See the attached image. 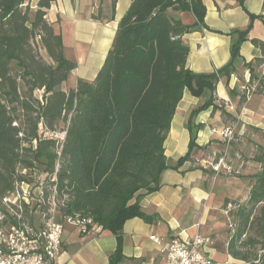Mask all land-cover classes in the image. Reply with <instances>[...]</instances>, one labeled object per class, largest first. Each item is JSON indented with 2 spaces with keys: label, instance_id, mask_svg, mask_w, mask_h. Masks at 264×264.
<instances>
[{
  "label": "trees",
  "instance_id": "1",
  "mask_svg": "<svg viewBox=\"0 0 264 264\" xmlns=\"http://www.w3.org/2000/svg\"><path fill=\"white\" fill-rule=\"evenodd\" d=\"M54 1L38 0L32 11L30 0H0V201L17 183L46 174V185L57 186L59 219L78 213L92 218L118 238L109 264H124L120 232L130 219L151 221L138 199L161 187L169 168L165 142L184 91L214 94L220 79L236 72L252 25L239 34L226 66L196 74L187 67L190 50L183 37L204 24L203 1L130 0L97 78L64 89L76 65L65 58L62 33L47 19ZM112 2L115 10L118 0ZM169 9L190 10L198 22L174 21ZM252 42L264 50V43ZM36 91H43L42 100ZM256 93L264 95L261 85ZM213 101L212 95L201 110ZM60 129L62 142L45 136ZM191 137L178 166L191 159L196 135ZM254 161L261 171L228 245L242 264H264V147H257Z\"/></svg>",
  "mask_w": 264,
  "mask_h": 264
},
{
  "label": "crops",
  "instance_id": "2",
  "mask_svg": "<svg viewBox=\"0 0 264 264\" xmlns=\"http://www.w3.org/2000/svg\"><path fill=\"white\" fill-rule=\"evenodd\" d=\"M202 1L206 7L204 24L183 37L190 50L187 67L192 72L213 74L226 66L239 34L250 25L252 28L241 46L236 72L220 79L214 94L206 90L196 97L184 91L165 142L169 168L161 175V187L138 199L151 221L130 219L120 232L124 264H165L163 244L175 236H192L198 231L211 240L209 255L214 260L226 258L224 264H230L233 258L221 235L224 212L235 203L248 201L254 176L261 171L254 156L258 146L264 147V95L255 91L247 101L245 91L254 83L253 74L264 79V50L252 42L264 43V0ZM130 4V0H118L114 10L112 0L52 3L47 19L62 33L65 58L76 65L64 89L76 87L79 80L92 82L97 78ZM168 15L188 26L198 22L190 10L169 9ZM252 16L257 19L252 21ZM261 86L264 89V84ZM212 95L213 105L201 110ZM226 129L233 130L231 142L221 135ZM192 132L196 147L191 159L178 166L189 151ZM221 159L237 171V176L225 169L214 171ZM152 236L161 245L151 241ZM117 245V236L100 227L82 234L78 228L66 226L58 264H109Z\"/></svg>",
  "mask_w": 264,
  "mask_h": 264
},
{
  "label": "built area",
  "instance_id": "3",
  "mask_svg": "<svg viewBox=\"0 0 264 264\" xmlns=\"http://www.w3.org/2000/svg\"><path fill=\"white\" fill-rule=\"evenodd\" d=\"M264 67V62H263ZM247 90L251 99L255 88ZM252 92V93H251ZM221 135L231 142L232 129ZM224 160L221 159L213 169L220 172ZM231 173L232 169L224 165ZM47 175H39L34 182L17 183L14 190L0 201V264H58L63 251V236L66 226L78 228L88 234L97 228L93 219L78 213L59 219L56 200L57 186H48ZM52 183L57 181L52 177ZM49 190L51 196H46ZM47 211H43L44 207ZM232 207V206H231ZM246 235H244V238ZM150 240L161 245L155 237ZM211 240L199 231L192 236H175L165 245L163 253L165 264H218L208 253ZM229 264V263H226Z\"/></svg>",
  "mask_w": 264,
  "mask_h": 264
},
{
  "label": "rangeland",
  "instance_id": "4",
  "mask_svg": "<svg viewBox=\"0 0 264 264\" xmlns=\"http://www.w3.org/2000/svg\"><path fill=\"white\" fill-rule=\"evenodd\" d=\"M37 1L38 0H30V4H31V9L32 11H35L37 10ZM38 51H39V54L40 56L43 58V60H45L46 62L50 63V59L49 57L47 56L46 52L39 48L38 47ZM254 71V70H253ZM253 78H254V83L252 82L250 84V86L248 87L250 90H253V88H255L257 90L258 86L261 84L263 85L264 84V79H260L259 78V74L256 73V74H253ZM255 90V91H256ZM254 91V92H255ZM247 92V90L245 91V93ZM252 93V92H251ZM35 96L36 98H38L39 100H42L43 98V91H36L35 92ZM246 97H247V93H246ZM245 97V98H246ZM248 101V99H247ZM63 128V127H61ZM47 138H54L56 140H58L59 142H62L63 141V138L65 136L64 132H62V130L60 129L58 132L56 133H52V134H48L46 133L45 135ZM223 137V136H222ZM224 138V137H223ZM224 165H226V163H224L223 165H221V170H224ZM232 171H231V174L233 175H236L237 176V171H235L233 168H231ZM236 173V174H235ZM247 207V202L246 203H243V204H233L232 207H230V209H226V212H224L226 214V217H224V226H223V232H222V237L225 238V242H226V246L225 248L228 250V245H229V242L231 240V238L234 236L235 232L237 231L238 229V226H239V222H240V212L245 209ZM250 236V235H249ZM257 249H260V246L257 247ZM216 262L218 264H224L225 261H226V258H219V257H216L215 258ZM230 264H242V262L238 261V260H235V259H232Z\"/></svg>",
  "mask_w": 264,
  "mask_h": 264
}]
</instances>
